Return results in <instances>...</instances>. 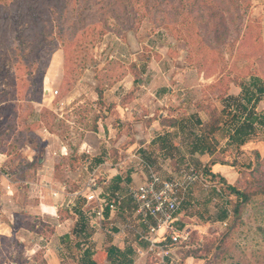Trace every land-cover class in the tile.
<instances>
[{
  "label": "rangeland",
  "instance_id": "1",
  "mask_svg": "<svg viewBox=\"0 0 264 264\" xmlns=\"http://www.w3.org/2000/svg\"><path fill=\"white\" fill-rule=\"evenodd\" d=\"M28 24L38 28L44 49L24 56ZM6 26L0 152L9 180L0 175V264H52L55 250L40 240L54 232L47 212L59 201L46 183L78 197L90 178L95 187L109 180L101 169L80 166L83 139L97 156L108 149L111 161L123 162L125 180L129 169L143 177L150 166L169 177L188 163L204 171L217 161L213 170L249 196L234 213L235 197L223 185L196 183L175 222L183 238L165 251L137 252L134 264H264V123H254L240 147L228 140L232 114H243L238 103L250 108L247 99L256 94L255 112L264 111V0H0V28ZM44 64L40 84L36 68ZM197 118L222 123L212 137L216 153L191 156L204 127ZM166 131L167 153L145 144L152 132ZM58 213L72 215L65 206ZM125 216L121 224L131 218ZM69 251L79 256L75 247ZM67 254L61 248V264H73Z\"/></svg>",
  "mask_w": 264,
  "mask_h": 264
},
{
  "label": "crops",
  "instance_id": "2",
  "mask_svg": "<svg viewBox=\"0 0 264 264\" xmlns=\"http://www.w3.org/2000/svg\"><path fill=\"white\" fill-rule=\"evenodd\" d=\"M152 122L153 126H151V129L153 130L155 129L153 127L156 120H152ZM195 122L198 123V118L195 120ZM108 129H111V127H108ZM104 131L105 130H103L105 137L106 133ZM152 135L153 132L148 136V140L145 142V144H156L158 151H160L161 154L167 153V151L171 148L169 142L171 136L170 132H160L154 134L155 136L153 137ZM100 138H102V136H100ZM141 145L143 146L144 144ZM108 148L113 149L112 146ZM97 149V147H93L92 145L88 144L85 139H83V141H81V144L79 145L77 153L79 154V157L81 159L83 158L84 160L80 161L81 163L79 162V164L82 168L85 169L89 167L92 170L91 172H96L101 169L104 173V176L110 178L109 180L107 178H104L106 180L105 182H103L104 186L98 185L97 188H100L103 191V196L109 201L116 195L122 197V199L120 200V204L116 207L115 211H110L108 207H105L102 216L98 217L96 215V202L88 201L84 197L89 192V189L87 188V182L85 183L82 192H80L81 195H78V197H75L73 195L75 192L73 193L68 191L65 186L56 188L52 185V183H46L45 187L48 188L51 194L59 201L49 205L48 208L51 209V211L47 212L48 216L53 220L54 232L52 233L48 242L40 240V243L44 244V248H48V250L54 248L56 256L52 257V264H61V261H63V259L60 257L61 248L63 247L67 250L68 253L65 257H68V261H72L73 264H83L80 261V257L83 254V251H88L92 260H94L97 264H111L109 260L110 255L108 254L109 248L131 250L132 255L130 256V258L133 260L132 264H134L137 252L142 253L144 250H149L148 242L140 240L137 234L134 236V239L130 237L131 235L125 234L127 229H123V226L127 221L121 224L119 219L122 218V216L126 217L125 215H129L132 218L133 205H131L132 203H128V200L123 201L124 196L122 194L127 190L129 186L134 185L144 179L145 175L141 177V175H139L136 171L129 169L127 170L128 179L125 180L122 177L125 164L120 161L118 162V160L114 162L111 161V153L110 151H108V149H102L97 156V154H94L97 152ZM47 153L50 154L51 152L47 151ZM130 153L132 152H128V154ZM196 153L199 154L201 152L194 149L193 147L190 152L191 156L196 155ZM5 157V154L0 152V175L5 177L7 181L9 180V178L2 170V165L5 161ZM98 159L100 160L97 161ZM95 161L98 162L97 165H95ZM108 174L110 175L108 176ZM117 176L121 178V181L117 184V188H114L111 186L112 180L116 179ZM122 185L126 187L123 186V188ZM38 186L44 188L42 184H38ZM6 187L10 188V183H7ZM111 187L112 190L110 191L109 188ZM73 201L75 202L74 206H72ZM125 202L128 203L127 206H129V208L123 207L124 205H126ZM64 206L65 209L70 211L72 215L67 218L65 217L64 219H61L58 212L59 208H63ZM178 217L179 213L176 216V222L179 221ZM72 224L73 226L71 227ZM137 240H139V242ZM42 241H44L45 243ZM161 246L164 251L167 250L168 241L163 242ZM71 247H75L77 249V251L79 252V256H74L73 254L71 256L69 255V249H71ZM101 253L105 255L104 258L102 257L103 259L100 257ZM114 264L117 263L115 262Z\"/></svg>",
  "mask_w": 264,
  "mask_h": 264
},
{
  "label": "built area",
  "instance_id": "3",
  "mask_svg": "<svg viewBox=\"0 0 264 264\" xmlns=\"http://www.w3.org/2000/svg\"><path fill=\"white\" fill-rule=\"evenodd\" d=\"M148 167L144 179L126 190L133 213L123 229L134 231L140 240L148 242L149 250L153 251L162 249L163 242L170 240L176 243L183 238L181 230L175 226L176 216L185 193L196 183L202 182L203 175L196 165L189 163L169 177H163ZM87 188L89 192L84 197L96 202L98 217L102 216L105 207L115 211L122 199L117 195L110 201L105 198L103 191L95 187V177L89 179Z\"/></svg>",
  "mask_w": 264,
  "mask_h": 264
},
{
  "label": "trees",
  "instance_id": "4",
  "mask_svg": "<svg viewBox=\"0 0 264 264\" xmlns=\"http://www.w3.org/2000/svg\"><path fill=\"white\" fill-rule=\"evenodd\" d=\"M27 9H30L31 13L34 14V10L31 6H29V8H27ZM34 18H35V16H31L27 19L32 20ZM16 29H17V27H16ZM42 29L39 30V36L40 37L42 36ZM23 30H24V33H23L22 37L25 36V33H27V36H26L27 39L26 40H28V49L24 48V47H26V40H25L24 41L25 46L22 47L23 51L25 53H22V54L25 56V54H34V52L37 53L39 51H42L44 49V47L41 46L40 49L38 47L39 46L38 36H37L38 28L34 24L33 25L28 24ZM0 31L3 34V32L12 31V28L6 26L3 28H0ZM0 37H1V35H0ZM43 42H42V44H43ZM0 45H1V42H0ZM26 50H27V53H26ZM33 50H34V52L31 53ZM24 61L27 63L29 62V60H26V59H24ZM46 68H47V65L45 66V64H44V66L40 65V66H37V68H36L37 75L40 78V84L42 83V79L44 77V73H45ZM255 82H260V80L255 79ZM258 92L260 94H263L264 88L259 87ZM39 93H40V95L42 94V88L41 87L38 90V94ZM245 94H247V93L245 92ZM259 99L260 98H257L256 94H254V95L251 94L247 99L248 102L253 101V104L250 106V108H247V106H245L244 104H239V103L237 104V107L243 110V114H245V116L243 114H239L236 112H235V114H232V119H231L232 122L230 125L233 126L232 127L233 129H232V133L228 136V140L230 142H232L233 144H235L236 146L240 147L248 141V139H249L248 136L254 130V128H253L254 123H257V122H260L261 124L264 123V111L261 112L259 115H257V113L255 112V108H254V106L256 105V103L258 102ZM225 108H223V109H225ZM197 125L199 127H201V126H204V127H202L200 129L201 132L195 140L194 149L200 151L201 153L206 152L208 154H212V152H215V146H216V143L214 142V139L212 137L214 136V134L216 132H219L222 130L221 129L222 123H219L218 121L216 123V121L215 122L213 121V122L205 123L204 125H202V123L198 121ZM206 125H207V128H205ZM231 126H230V128H231ZM99 160L100 159H98L97 161H99ZM217 163H220V162L211 161L209 166H205L204 171H202V175H203L202 181L207 183L209 181L215 180L217 184L223 185L224 189H226L228 194L233 195L235 197L233 212L237 213L239 211V208L248 201L249 196L244 190L237 188L234 184L228 183L223 176H221L218 172L213 170V166ZM220 164H222V163H220ZM248 165H250V164H248ZM120 181H121V178L117 176L116 179L112 180V187L117 188V184ZM219 193L221 194L222 192H220V190H219ZM227 216H228V213L226 210H224L221 212L220 216H218V219L222 221V220L227 219ZM172 244H174V243H172V242H170V240H168L167 248L171 247ZM108 254L110 255L109 260H110L111 264H114L115 262L117 264H132V262H133V260L130 258V256L132 255L131 250H119L117 248H109ZM80 261L83 264H97L94 260H92L90 253H88V251H83V254L80 257Z\"/></svg>",
  "mask_w": 264,
  "mask_h": 264
}]
</instances>
